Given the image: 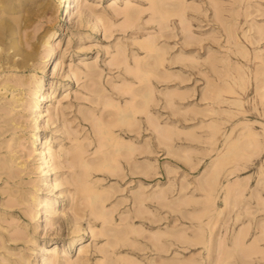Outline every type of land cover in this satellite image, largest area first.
<instances>
[{
    "label": "rangeland",
    "instance_id": "374dc122",
    "mask_svg": "<svg viewBox=\"0 0 264 264\" xmlns=\"http://www.w3.org/2000/svg\"><path fill=\"white\" fill-rule=\"evenodd\" d=\"M38 1L24 25L22 2L0 12L24 47L36 43L28 67L0 62V166L7 167H0V264H264V210L251 202L229 213L222 202L228 189L227 201L264 200V0H116L113 8L111 0H78L69 18L63 0ZM146 39L163 60L160 76L143 87L126 69L154 65L155 54L138 44ZM49 55L52 75L44 74ZM42 76L47 97L36 117L31 97ZM122 84L152 91L133 130L112 128L135 146L125 158L147 172L132 171L120 155L116 172L89 165L83 173L78 154L92 163L109 149L91 119L111 120L114 109L101 102L128 100L113 88ZM155 121L172 130L163 144ZM226 140L234 150L216 164L210 187ZM91 188L100 195L92 205ZM239 230L242 250L222 262ZM255 241L258 251L243 252Z\"/></svg>",
    "mask_w": 264,
    "mask_h": 264
},
{
    "label": "bare ground",
    "instance_id": "6f19581e",
    "mask_svg": "<svg viewBox=\"0 0 264 264\" xmlns=\"http://www.w3.org/2000/svg\"><path fill=\"white\" fill-rule=\"evenodd\" d=\"M26 1L27 2H25L23 4V2L21 0H18V1L0 0V12H3V11L11 12L12 10L16 9L19 6V4L22 2L20 4V6H21V9H23L25 12H27V17H25L23 19L21 18L20 22H22V20H23V22H26L25 20H28L27 18L30 15L36 13V11L42 7V6H40L41 1H38V0H26ZM77 1L78 0H63L62 11L66 15V17L69 18L71 16L72 5H73V3H76ZM115 1L116 0L110 1L111 7H112V5L116 6ZM158 10H159V8H158ZM155 12H157V11H155ZM2 15L3 14H1V16ZM162 15H164V13ZM23 22L20 24L24 25ZM16 23H19V22H16ZM20 24H18V25L20 26ZM19 26H18V28H20ZM18 32H20V30L18 31L16 29V27L8 19L0 17V62H2V64L3 63H9L10 67L13 66L14 68L18 67L21 69L24 67H28L29 61L33 60V58L35 57L36 43L31 42L29 47H27V48L24 47V45L22 43L23 41H22L21 35L20 34L17 35ZM54 33H55L54 31H46L45 37L46 38L48 37L51 40L54 37ZM6 38L8 39V41L7 40L5 41ZM26 41H28V40L26 39ZM48 42H49V39L48 40L46 39L47 44H49ZM138 44L140 45V48L141 49L143 48L146 53L151 54V55H152V53L155 54V58L153 59V60H155V63L151 67H145L141 63H137L136 66L130 67L126 70L133 78L136 79L134 81L142 83L143 87H146V83H149L152 76H154V77L160 76V74L158 72V68L162 64L163 59H162V55H160L159 50L155 47L153 40L150 41V40L146 39L144 42L142 41V43L139 42ZM16 55L19 56V58L14 60L13 57H15ZM52 59H53L52 55H49L46 58V66L45 67H47V68L44 70V74H47V75L53 74L54 66H53V60ZM71 78H72V74L68 72L65 75V80L69 81V80H71ZM46 85H47V81L45 80L44 76H42L40 78H36L34 80L35 88H34V91L32 93L31 100L33 103V105H32L33 111L36 112L35 113L36 117H40L41 115H43V110L41 108V102L43 99H46V97H47L45 95V91H44ZM4 86L8 87L7 85H4ZM113 88L117 91V94L120 97H126V96L128 97L129 96V99L125 100V102L123 104H121L119 101H113V100H109V99L101 102L103 107L114 109V112H112L111 120L109 122H107V124L103 123V121L100 118L94 117L91 120H93L95 123V127H96L95 129H96L97 134H99L102 137V142L100 143V145H105V146H107L106 149H108V148L109 149L107 151H104V154L100 155L99 159L96 162H92V163H89V162L87 163L85 161L83 155L81 153L78 154L77 158H78V161H80V163H81L83 173H85V170H87L89 168V165H94L95 167L102 166L103 168H110V169H113L112 170L113 172H116V169H114V168H115V162L117 160L120 161L118 159V157H120V155H122L124 158L127 157V159H129L130 158L129 154L132 153L133 150L135 149V146L132 143L127 142V141L117 137L116 135H114L112 128L119 125L120 123H122L123 126L125 128H127V130H133L135 117L137 115L141 114V112L146 111L147 103L152 96V91L148 90L150 88L149 86L145 89H136L129 84H122L121 86H114ZM227 89H229V88H227ZM134 91L136 92V94L139 93V91H141L139 94H137L138 97L136 96V94H134L135 93ZM125 93H127L129 95H124ZM13 98H15V97H13ZM18 100H17V98L15 99V101H18ZM91 116H93V115H91ZM150 124H152V122ZM152 125H155L156 135L158 137V139H157L158 143L163 144L165 139L168 140L170 138V135L172 133L171 129L163 128V126L160 125L159 121H155V123ZM217 129H218V127L214 126V124L211 125L210 137L213 140H216L215 138H217L216 137ZM32 136H33L34 141H37V140L40 141V138H38V132L33 133ZM228 137H229V135H228ZM189 138H192V137H189ZM226 141L227 142L225 143V145L227 144V146L225 147V150L222 153L218 154V158H216L215 162L213 163V169L211 171L210 178H213L215 176V169L214 168H215L216 164L218 163L220 165V163L223 162L222 160H224L223 158H225L224 154L227 151H231L233 149V146L230 145L233 143L232 140H226ZM46 145H48L47 139L42 141V145H41V149H40V155L42 158H44V167H45L44 173L45 174L47 172H49L51 169L50 162H51V157H52V156L47 155V152L45 150ZM145 149L146 148L141 149L139 151L145 152L146 151ZM182 156L186 157L187 154L184 153V154H182ZM127 159L125 158L124 160L127 163H129V161ZM1 166L4 167L5 165L1 164ZM128 166L130 169H132V171L138 170V171H141L142 174L147 172V167H148V165H139L137 163H134L133 165L129 163ZM6 169H7V167L4 170H6ZM214 179H215V177L213 179H211V183L209 185L210 187H213L212 181ZM218 188H219V186H218ZM218 188L216 191H218ZM215 189H216V187H215ZM230 191L231 190H229V189L227 191H225V193L223 195L224 197H222L223 198L222 202L223 203L225 202V207H227L228 210H230L229 213L231 211L238 209L237 208L238 206L240 207L242 205H248L249 207H251L253 202H255V204H256L254 206V211L264 210V200L263 199H254L252 201H250V200L245 201L243 199H239V200L235 199L232 201H227V198H228L227 196L229 195ZM237 191L238 190H235L234 192H237ZM83 192H87V189L85 187H83ZM88 192L90 193L89 194L90 198L88 201L92 205L95 203V201H97L98 198H100V195H98V191H96L93 188L88 189ZM137 195H140L143 197V191L138 192ZM140 196L137 197V199H136V200H138V212H141L143 210V208L141 206L143 199ZM144 196H146V195H144ZM155 198H156L155 200L157 201L158 205L163 206L165 204L164 200H163L164 194L157 193V196H155ZM101 201L103 202V198H101ZM44 205H46V203H44ZM44 211H45V209H43V212ZM254 211H251V212H254ZM94 215L98 216V217H103L104 211L101 210L99 207H96V209L94 211ZM212 223L213 222H211V225L213 226ZM83 233H84V231H82L80 234H83ZM179 235H177V236L179 237ZM175 238L177 239V237H175ZM244 238H245V231L244 230H239L238 232H236V234H234V237L231 241L233 247L231 250H228L229 254L225 253V255H224L225 257L222 260V262L228 263L229 257H234V256L238 257L240 251L243 248ZM77 240L79 241V239H77ZM256 241H257V239H256ZM256 241H255V243L250 244L249 246H245L243 252H250L254 249H256L258 251V246L260 243L258 242V244H257ZM252 246L254 248H252ZM261 253H263V251L258 252L259 256H264V254H261ZM252 254H254V253H250V254H247L245 256H250Z\"/></svg>",
    "mask_w": 264,
    "mask_h": 264
}]
</instances>
